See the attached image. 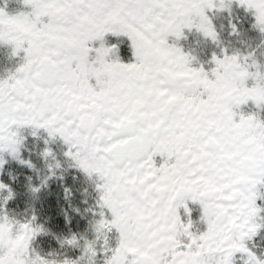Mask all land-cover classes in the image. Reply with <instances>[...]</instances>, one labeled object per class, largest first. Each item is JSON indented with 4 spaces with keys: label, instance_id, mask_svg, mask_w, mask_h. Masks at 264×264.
<instances>
[{
    "label": "snow or ice",
    "instance_id": "obj_1",
    "mask_svg": "<svg viewBox=\"0 0 264 264\" xmlns=\"http://www.w3.org/2000/svg\"><path fill=\"white\" fill-rule=\"evenodd\" d=\"M0 264H264V0H0Z\"/></svg>",
    "mask_w": 264,
    "mask_h": 264
}]
</instances>
